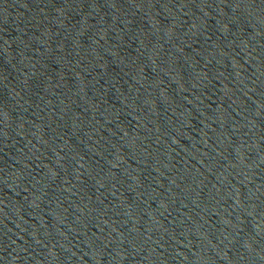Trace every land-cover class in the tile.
I'll use <instances>...</instances> for the list:
<instances>
[{"label":"water","instance_id":"95a60500","mask_svg":"<svg viewBox=\"0 0 264 264\" xmlns=\"http://www.w3.org/2000/svg\"><path fill=\"white\" fill-rule=\"evenodd\" d=\"M0 264H264V0H0Z\"/></svg>","mask_w":264,"mask_h":264}]
</instances>
